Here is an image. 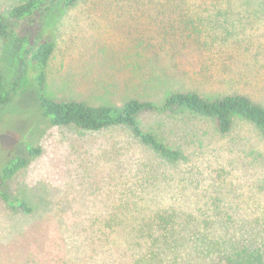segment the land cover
Instances as JSON below:
<instances>
[{"label": "rangeland", "instance_id": "374dc122", "mask_svg": "<svg viewBox=\"0 0 264 264\" xmlns=\"http://www.w3.org/2000/svg\"><path fill=\"white\" fill-rule=\"evenodd\" d=\"M21 1L0 0V13L7 17ZM211 9L209 0H78L49 33L55 46L43 94L112 107L131 98L161 106L171 92L192 90L209 99L240 93L264 107V13L231 8L210 33L203 21ZM11 27L19 36L28 31L24 23ZM5 49L0 41V56L10 59L12 48ZM136 121L182 152L186 160L167 172L186 182L167 183L170 192L163 184L141 188L125 199L122 167L154 162L125 128L50 127L30 96L0 109V170L24 154V142L41 149L6 185L32 212L13 211L0 199V264H137L147 245L143 222L157 207L181 206L179 214L215 228L222 222V233L264 235V138L250 124L237 119L220 133L212 119L180 109L142 113ZM124 213L145 219L118 222ZM213 242L200 253L205 264L224 252Z\"/></svg>", "mask_w": 264, "mask_h": 264}, {"label": "trees", "instance_id": "16d2710c", "mask_svg": "<svg viewBox=\"0 0 264 264\" xmlns=\"http://www.w3.org/2000/svg\"><path fill=\"white\" fill-rule=\"evenodd\" d=\"M209 1L211 14L203 22H207L210 33L219 28L217 20L222 18L227 21L230 18L226 14L230 13L231 8L233 13H264V0H222V3L220 0ZM77 2L78 0H22L8 9L7 17L0 13V41L6 46L5 52L7 49L10 52L12 48L10 59L0 56V109L11 105L15 100L23 103L24 98L30 96L36 113L50 127H72L91 132L125 128L129 138L144 147L154 158V162L143 159L136 165L122 167L124 190L121 196L125 199L134 198L141 188L157 184H163L161 187L170 192L173 186L167 190V183L187 180L184 176L175 178L167 172L169 167L180 164L186 158L178 148L169 146L139 127L136 117L142 113L184 110L192 115L212 119L220 133L229 132L233 122L238 119L250 124L264 138V107L240 93L222 94L209 99L192 90L173 91L166 96L161 106L131 98L120 107L93 105L74 99L54 100L45 96V69L55 46L49 33L64 13ZM222 4H225V10H222ZM242 16L248 15H239ZM11 22L24 23L28 31L19 36L11 27ZM184 25L187 26L186 22ZM194 32L199 30L195 29ZM24 143V154L9 158L0 170V199L11 210L30 214L31 206L6 190L7 183L25 169L32 158L41 153L39 147ZM164 202L165 200L161 201V204ZM180 207L164 210L157 207L146 218L141 231L147 234L141 239L147 245L137 255V264H169L171 260L176 264H205L200 253L212 241H215L213 244H221L217 245L224 250L213 264H264V235L258 237L259 233L253 231L222 233L217 227L222 222H218L215 228L211 222L189 217L187 213L179 214ZM138 218L136 220V216L124 213V218H120L118 222L145 219ZM112 221L114 222V218ZM262 223L260 226L264 233V221ZM249 226L255 227V222L249 223Z\"/></svg>", "mask_w": 264, "mask_h": 264}]
</instances>
